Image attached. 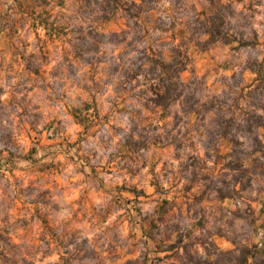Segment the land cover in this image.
<instances>
[{
  "label": "clouds",
  "instance_id": "obj_1",
  "mask_svg": "<svg viewBox=\"0 0 264 264\" xmlns=\"http://www.w3.org/2000/svg\"><path fill=\"white\" fill-rule=\"evenodd\" d=\"M0 2V11L10 17L0 22L7 24L0 31V234L7 237V242L0 240V264H81L74 256L85 240L88 248L97 251L99 260L83 264H125L130 257L133 264H144L145 254L147 264H153L155 244L151 240L145 243L140 221L153 214L159 201L130 204L127 193L141 188L151 192L150 183L164 190L173 184L179 188L191 175V170L182 172L189 156L199 157L211 167L204 153L212 151L207 130L214 125L209 115L193 128L181 111L183 96L168 107L170 118L164 121L165 127H159V112L149 117V110L155 111L151 89L159 86L161 73L150 65L148 49L165 53L177 49L187 54L195 45L203 47L210 37L203 21L220 11L222 33L256 45L242 49L246 54L227 65L243 86L253 78L249 72L243 79L248 71V54L264 64V0H119L122 7L111 14L121 25L118 39L103 22L108 0H64L62 6L60 0H48L35 7L34 16L23 18L16 10V0ZM45 13L50 16L49 24L56 21L57 25H67L69 32L82 29L88 45L97 41L87 33H99V51H88L86 59L72 60L65 59L71 56L70 50L62 53L53 44L45 47L52 33L37 19ZM13 26L15 32L9 35ZM170 33H178L176 39L169 41ZM213 41L210 47L219 44V40ZM94 58H102L103 63ZM164 59L171 63L167 55ZM222 64L218 58L217 73ZM25 65L30 67L26 70ZM117 68L119 71H113ZM208 69L212 71L211 64ZM197 79L179 78V84L194 90ZM217 80L225 84L219 91H194L201 104L212 94L221 99L238 94L232 76L221 74ZM231 102L228 99V104ZM87 105L92 109L85 111ZM241 108L252 110L245 102H241ZM255 111L264 116V109ZM171 117L177 118L179 126ZM237 123L243 125L244 120L238 118ZM49 125L53 126L47 130ZM33 130L40 134L39 143ZM46 130L51 141L44 139ZM186 130L189 138L179 150L178 160L171 152L165 154L152 146L155 137L185 139ZM232 132L243 149L253 153L251 138L235 128ZM129 139L147 140L148 147L130 153L125 147ZM260 141L264 143V136ZM32 147L34 153L30 152ZM257 157L264 161V155L256 151L248 163ZM42 169L54 171L45 177L39 175ZM247 195L255 198L258 193L250 191ZM260 199L264 201V194ZM248 203L236 200L227 208L242 212ZM18 204L25 207L17 210ZM29 205H34L36 212ZM37 214L46 221L43 239L33 228L39 224ZM216 215L201 231L193 229V221L188 218L180 221L181 233L191 231V236L183 240L181 259L186 247L195 264H217L221 257L227 264H264V228L260 222L237 220L227 209L222 219H216ZM21 218L29 220L27 228L16 223ZM74 233V242L70 243ZM217 234L223 239L217 240Z\"/></svg>",
  "mask_w": 264,
  "mask_h": 264
},
{
  "label": "rangeland",
  "instance_id": "obj_2",
  "mask_svg": "<svg viewBox=\"0 0 264 264\" xmlns=\"http://www.w3.org/2000/svg\"><path fill=\"white\" fill-rule=\"evenodd\" d=\"M48 0H16V10L23 18L24 15L34 16L35 7L40 4H47ZM64 0H60V6L63 5ZM199 2V0H197ZM3 4L0 2V9ZM105 7L108 9V14L104 18V23L108 24L113 29V37L118 39V34L122 31L120 23L112 19V13L117 7H122L119 0H108ZM131 17V11L125 9ZM203 11V9L201 10ZM213 15L223 17L220 11H216ZM107 18V19H106ZM110 18V19H109ZM10 17L7 13L0 11V22L9 20ZM41 24L51 30L52 35L49 36L48 41L45 44H53L55 47H59L61 52L71 51V56H66L65 59L82 60L86 59L85 52L99 51L98 37L99 33L93 34L92 31L87 33V37L97 41V44L88 45L86 38L82 34V29H73L71 32L66 31L67 25H57L56 21L49 24L50 16L45 13L44 17H37ZM126 23V22H125ZM7 24L0 23V31ZM33 29L36 28V24H32ZM223 28V27H222ZM220 28V30L222 29ZM15 27L13 26L9 35L14 34ZM227 34V33H223ZM46 35L48 32L46 31ZM234 40L232 44H227L224 41H219L216 47H211L205 52H200L196 49L191 50L193 58L191 66L182 73V78L186 81H190L193 76H196L197 82L195 83V89H189V93L184 99L183 107L187 111L183 112V116L189 119V122L196 128L197 125L203 120L207 119L209 115L212 116L211 123L214 125L207 130L208 145L212 149L211 152L205 151L204 155L211 163V167L208 164L203 163L199 157L189 156L185 162L182 172L191 170V175L188 176L187 182L180 183L179 188L176 184L168 190L161 189L157 183H150L149 187L151 192H145L143 188L139 190H133L127 193V202L137 203L155 202L159 201L154 209V212L150 216H144L140 221L142 227L141 232L143 237L147 240H151L155 244V259L153 264H195L193 258L187 254L185 247V256L181 259L179 253L183 245V240L191 236V231L180 232V221L183 218H188L193 221V229L201 231L204 229L211 216L216 215V219H222L225 210L232 211V215L237 220H247L252 224L259 221V226L264 228V201L260 199V194H264V161L258 157L252 159L250 163V155H254L256 151H260L261 155H264V143H261L260 136H264V116L257 115L255 109H264V64H259L256 60L249 58L247 61L248 71L243 73V79L248 78L249 72L252 73V79L247 84L241 86V82L237 81L236 75L231 73L227 68V65L233 60V58H239L246 53L241 51L242 49L255 48V44L252 41L244 42L237 40L234 37H230ZM37 39L39 37L37 36ZM73 40L77 43L73 44ZM168 40L171 41V35L168 36ZM54 50V49H53ZM43 54L44 48H41ZM150 54V53H149ZM168 54V53H166ZM47 59V56L44 57ZM223 61L220 66V71H215L217 59ZM23 59V57H21ZM97 63H103L102 58H94ZM88 63H92V59H88ZM212 65V71L208 69V65ZM27 70L30 65H25ZM113 71H119V69H113ZM39 73H33L38 75ZM226 74L232 76L233 82L236 87L239 88L238 94L234 97H228L221 99L220 96L212 94L211 98L205 103L201 104L200 100L194 95V91H201L204 89L219 91L225 84L217 80V76ZM222 79V77H221ZM161 81L158 87H153L151 90L154 93L157 88H160ZM228 99H231V104H228ZM241 102H245L249 105V109H242ZM154 104V103H153ZM155 105V104H154ZM214 106V107H213ZM213 108V109H212ZM92 106L87 105L85 111L91 110ZM168 108H162L155 105V111L149 110V117L154 118L156 112L160 113L159 127H165L164 121L169 119L167 113ZM189 111V112H188ZM193 112V113H192ZM39 118V117H37ZM242 118L244 124H238L237 119ZM176 126H179V122L176 117H171ZM55 122H53L54 124ZM147 128H151V124H147ZM53 125H49L47 130ZM31 128V124L27 125ZM236 129L237 132H243L248 135L252 140L253 153L246 152L242 147V142L236 139L232 130ZM47 130L44 133V139L51 141L52 137L47 135ZM259 133V135L257 134ZM33 135L37 137L39 143V133L33 130ZM188 130L185 131V139L168 140L167 137L161 139L155 137L152 140V146L158 151L168 154L171 152L178 160L179 150L183 148L186 140L188 139ZM32 137H29L31 142ZM263 144V145H261ZM148 147V141L134 142L131 139L128 140L125 147L128 152H138L140 147ZM192 146V145H190ZM35 147L30 148V152H35ZM215 156V159H212ZM248 166L245 167V164ZM164 165H161L163 171ZM115 168V164L112 165V169ZM109 175H111V170ZM54 169H42L39 172L40 176L52 175ZM255 184V187H254ZM121 187H124L121 185ZM175 189V190H174ZM250 191H257V197L253 198L247 194ZM43 195V194H42ZM236 200L242 202L250 201L247 207L241 212L240 209H228L227 206L230 203H234ZM24 204H18L17 210L23 209ZM32 212H36L34 205L28 206ZM136 212L139 213L140 209L137 208ZM31 219V217L29 218ZM36 219L39 224L33 225V228L41 233L40 238L43 239L46 231V221L41 220L39 215H36ZM21 228H27L29 220L23 218L16 221ZM157 237H162L157 240ZM48 238L52 239L51 233H48ZM217 240L223 239L222 236L217 234ZM75 233L73 234L74 242ZM0 240L7 242V237L0 234ZM227 243V241H225ZM78 250L74 256V259L83 264L84 261H96L99 260V256L96 250L87 247V241L77 246ZM111 252H107L106 255L111 256ZM51 264H58V261H52ZM125 264H133V259L130 257L125 261ZM144 264H147V254H145ZM217 264H227L224 258H220Z\"/></svg>",
  "mask_w": 264,
  "mask_h": 264
},
{
  "label": "trees",
  "instance_id": "obj_3",
  "mask_svg": "<svg viewBox=\"0 0 264 264\" xmlns=\"http://www.w3.org/2000/svg\"><path fill=\"white\" fill-rule=\"evenodd\" d=\"M201 14L204 15V12L201 11ZM131 17L134 18L135 13L131 12ZM223 24V17L216 15L208 16L206 20L203 21V25L210 33L209 41L205 42L203 47L200 45H195L193 49H196L200 52L209 50L211 48L209 45L214 42L213 38L219 41H224L227 44H232L234 40H231L227 34H223L220 30V28L223 27ZM177 34L178 33H170L169 35H171V40L176 39ZM179 34L182 35L183 31L181 30ZM191 50L192 49H190L187 54H184L179 52L177 49H172L168 54H166L165 52H156L151 48L148 49V52L150 53L148 56L150 65L154 69L158 68L161 73V85L160 88L156 89V92L154 93L155 98L152 101L156 106L168 108L171 104L179 100L181 96H183L184 104V99L189 93V89L181 87L179 84V78H182V73L188 70L192 64L193 58L191 55ZM166 55L171 60V63L165 62L164 57ZM183 112H187L184 107Z\"/></svg>",
  "mask_w": 264,
  "mask_h": 264
}]
</instances>
